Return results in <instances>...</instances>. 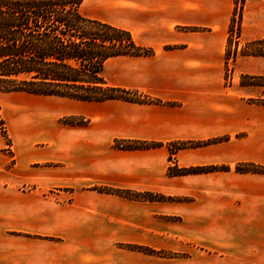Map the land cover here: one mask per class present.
I'll list each match as a JSON object with an SVG mask.
<instances>
[{
    "label": "crops",
    "instance_id": "crops-1",
    "mask_svg": "<svg viewBox=\"0 0 264 264\" xmlns=\"http://www.w3.org/2000/svg\"><path fill=\"white\" fill-rule=\"evenodd\" d=\"M86 4L91 15L83 12ZM235 12L236 0H84L83 16L125 29L155 52L108 60L107 83L160 103L0 93V115L11 141L9 146L0 131V264H151L152 256L118 244L154 247L155 240L172 233L191 236L194 264L202 258L264 264V254L255 248L264 230V175L234 170L240 163L264 165L261 121L250 119L241 90L226 81ZM239 36L247 44L264 41V0H245ZM254 63L256 75L264 74V59ZM68 102L81 106L71 105L74 111L63 115L86 116L87 126L58 129L62 112L56 105ZM241 133L247 135L237 137ZM116 139L163 145L119 150L113 147ZM175 142L210 143L178 150L179 168L232 170L170 177L168 145ZM59 186L190 198L191 216L182 224L189 227L159 224L154 215L160 213L154 211L163 212V202L119 198L115 205L104 204L112 202L106 198L91 203L76 196L60 206L42 193ZM163 248V242L155 246Z\"/></svg>",
    "mask_w": 264,
    "mask_h": 264
},
{
    "label": "trees",
    "instance_id": "trees-1",
    "mask_svg": "<svg viewBox=\"0 0 264 264\" xmlns=\"http://www.w3.org/2000/svg\"><path fill=\"white\" fill-rule=\"evenodd\" d=\"M83 2L84 0H0V93H27L79 102L116 100L141 104L160 103L139 91L115 88L107 83L103 73L108 60L118 57H151L155 52L136 43L131 32L83 16ZM244 2L242 0L243 5ZM234 23L235 19L232 26ZM253 44L262 45L264 41L251 43L250 46ZM262 52L263 50L259 53ZM227 57H230V51ZM249 82L264 86V77L249 78ZM139 96L143 98H132ZM66 121L73 126H86L88 122H78L75 119ZM0 129L9 143L1 118ZM205 144L175 143L176 146H181L177 149ZM160 146L162 144L143 141H121L115 145L117 149L124 150ZM217 170L231 171V168H170L168 173L170 176H182ZM235 171L264 174V166L242 163L235 167ZM102 192L133 200H170L164 195L150 192L140 194L108 188Z\"/></svg>",
    "mask_w": 264,
    "mask_h": 264
},
{
    "label": "rangeland",
    "instance_id": "rangeland-1",
    "mask_svg": "<svg viewBox=\"0 0 264 264\" xmlns=\"http://www.w3.org/2000/svg\"><path fill=\"white\" fill-rule=\"evenodd\" d=\"M242 9H243V4L242 0H236V18H235V23L234 26H232V31L234 30L235 25H237L236 29V34H237V41H234L232 39V33L230 35V43L228 44V52L230 51V57H227L226 61V81L228 83V86L231 88H239L241 91H239L242 94V100L250 107L249 115L250 119L255 120L256 117L261 121L262 124V130H263V135H264V86L261 85H255L250 84L249 78H258V77H264V74L262 75H256V69L258 68L257 64L254 63L255 58H263L264 59V44L259 45V44H253L250 46V44H247L243 41H240V36H239V30H240V20H241V14H242ZM91 9L88 4L84 5L83 7V12L86 15H91ZM238 14V15H237ZM187 31L190 29L186 28ZM262 52L260 54L259 52ZM239 58V63L236 62V56ZM232 58V60L229 62V60ZM243 63V64H242ZM112 62H110L107 65V73L111 72V66ZM244 65V67L240 68V65ZM264 73V69H263ZM235 92V91H234ZM137 100H141L143 97H132ZM148 98V97H147ZM151 99V98H149ZM154 100V99H151ZM70 104V105H69ZM81 106V103L77 102H68V103H57L56 107L57 109L62 112L58 118V129H73V127H85V126H73L67 124L70 119H75L78 122H84L85 120L88 121L87 125L90 122V119L86 116H80V115H63L69 111H74L70 106ZM255 108V109H253ZM1 118V115H0ZM3 121L5 128L7 130V137L9 138L8 134V128L4 122V120L1 118ZM86 125V126H87ZM1 131V129H0ZM247 134L246 133H241L237 137H245ZM5 138V137H4ZM264 138V137H263ZM6 139V138H5ZM7 144L9 146L11 145V141L9 139H6ZM121 141H130V140H115L113 143V147H115L116 143L121 142ZM219 140H214V142H218ZM134 142H140V141H134ZM147 142V141H143ZM155 143V142H151ZM178 143V142H175ZM175 143H171L168 145L171 153H172V166L170 168L172 169H184V168H179L177 164L174 162V155L177 153L178 150L183 149V148H188V147H183L180 149H177L181 146H176ZM189 143H206L205 145H208L210 143L208 142H187V143H179V144H189ZM212 143V142H211ZM160 144V143H159ZM163 145V144H162ZM204 145H199L196 147H200ZM161 147V146H160ZM157 148V147H156ZM189 148H195V147H189ZM151 149V148H150ZM10 150V148H9ZM119 150H124V149H119ZM144 150V149H140ZM242 164V163H240ZM46 166H53L57 165L60 166L61 164L57 163H48L44 164ZM239 165V164H238ZM258 165V164H256ZM264 166V165H262ZM169 168V169H170ZM200 168V167H197ZM205 168V167H203ZM219 168V167H218ZM230 168V167H229ZM186 169V168H185ZM232 170V169H231ZM235 170V169H234ZM169 172V170H168ZM236 172V171H235ZM237 173V172H236ZM200 174V173H198ZM241 174H248V173H241ZM169 175V173H168ZM192 175V174H190ZM264 175V174H263ZM170 176V175H169ZM184 176V175H182ZM170 177H176V176H170ZM119 189L116 187H109V186H74V187H68V186H59V187H53L51 189H46L44 192L45 195L51 197L57 202V205L63 206V205H68L72 204V201L76 196H81L80 198L85 199L87 202L91 203H102L103 198H106L108 200H111L112 202L106 201L104 204H117L119 201V198H125V197H119L116 195L108 194V193H103V189ZM26 190L31 191L35 189V187L32 186H26ZM120 190H126V191H132L129 189H120ZM137 192V191H133ZM140 194H144L147 192H137ZM150 193H155V192H150ZM159 194V193H155ZM102 195H111L110 197H103ZM87 196V197H84ZM98 196L99 199H94V198H88V197H95ZM166 198H170V200L167 201H162L163 204H160L164 208L162 210L163 212L159 210H155L154 212L160 213V214H166V215H160V214H155L156 221L160 224L162 223L163 225H167L169 227H189V225H182L183 224V218L184 216L187 217L188 215L191 216V202H188L190 198H185V197H171V196H165ZM128 199V198H126ZM133 200V199H129ZM134 201H146V200H134ZM151 202V201H147ZM159 202V201H155ZM175 230V229H174ZM165 239L162 241L164 248L159 250L155 249V246H159L160 240H155L152 244L154 247H145L139 244H124V243H119L118 246L122 249L130 250V251H135V252H140V253H145L147 255L152 256V262L151 264H194L193 263V252L195 250L194 243L192 241L191 236H180L177 233H172L168 234L167 237H164ZM259 238V239H258ZM257 243L255 244V248L260 252V254H264V230L257 236ZM139 248H145L149 250L148 252L144 251H139ZM203 254V253H202ZM203 257V256H202ZM205 257V256H204ZM200 264H216V261H208V259L202 258Z\"/></svg>",
    "mask_w": 264,
    "mask_h": 264
},
{
    "label": "built area",
    "instance_id": "built-area-1",
    "mask_svg": "<svg viewBox=\"0 0 264 264\" xmlns=\"http://www.w3.org/2000/svg\"><path fill=\"white\" fill-rule=\"evenodd\" d=\"M238 15V14H237ZM236 29H237V25H235V27H234V30L232 31V39L234 40V41H237V34H236ZM232 60V58L229 60V62Z\"/></svg>",
    "mask_w": 264,
    "mask_h": 264
}]
</instances>
